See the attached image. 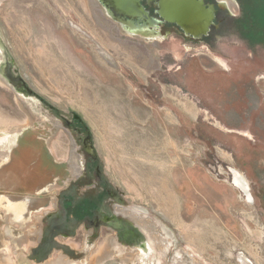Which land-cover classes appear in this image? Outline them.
I'll use <instances>...</instances> for the list:
<instances>
[{
	"label": "rangeland",
	"instance_id": "obj_1",
	"mask_svg": "<svg viewBox=\"0 0 264 264\" xmlns=\"http://www.w3.org/2000/svg\"><path fill=\"white\" fill-rule=\"evenodd\" d=\"M249 4L261 35L244 36L241 22L219 43L196 45L174 32H120L97 0H0L13 67L57 108L82 114L102 172L150 233L125 255L111 241L94 252L79 230L28 257L41 232L35 212L53 210L75 146L47 104L13 91L0 49V156L12 153L0 168V264H42L66 249L74 264H264V0Z\"/></svg>",
	"mask_w": 264,
	"mask_h": 264
},
{
	"label": "flooded vegetation",
	"instance_id": "obj_2",
	"mask_svg": "<svg viewBox=\"0 0 264 264\" xmlns=\"http://www.w3.org/2000/svg\"><path fill=\"white\" fill-rule=\"evenodd\" d=\"M87 1L89 3L87 7L92 6L93 0ZM97 1L102 8L103 15L117 24L118 31L144 39H151L153 36L160 37L162 32H174L178 36L183 35L188 42L193 44L212 45L223 40L229 29L237 28L239 31L238 26L241 22L245 30L244 36L247 37L246 32L253 36L258 35L256 32L259 33L258 29L251 31L255 22L249 9L250 0H128L132 3V8L122 10L113 8L110 0H106L108 5L101 0ZM174 5L184 13V26L172 20L171 9ZM249 20H251V25L248 26ZM76 28L78 29L79 26ZM8 63L11 66L7 69L9 73H13L12 77L21 76L18 84L13 85V91L18 94L27 92L33 98L36 97L47 104L54 118L57 121L59 119L63 121L75 146L71 153L75 165L74 171L61 189L53 192L54 195L51 198V203L54 205L53 210L44 214L43 207H41L35 212L37 220L41 221V232H39L38 244L28 257L39 259L50 255L54 249L63 244V239H69V237L77 239L79 230L83 232L87 245L90 243L89 246L94 252L100 243L105 246L108 241H111L110 249L117 248L120 252L124 250L122 252L124 255L129 247L143 249L146 245L142 241L150 233L146 227H143L144 225L140 226L135 222L133 214L128 212L130 207H127V202L124 200V192L109 180L106 173L102 172L99 151L93 142L90 127L87 126L82 114L74 111L65 113L57 108L29 84L20 70L13 67L10 57L7 58L6 67ZM8 131V133L13 132L11 129ZM90 142H92L94 151L91 150ZM11 155L12 153L8 152L4 155L6 157L0 156V168L10 160ZM38 191L34 195L36 199L44 196L43 192ZM4 198L6 202L13 201L10 200L9 194H5ZM17 201L21 204V198L14 200V202ZM19 207V211L20 209L22 211L21 219H24L23 216L28 211L25 204ZM10 210L11 213L15 211L12 205ZM113 215L121 221V227L116 228L111 225L114 221L111 220ZM108 231H112V234L109 235ZM24 235L22 231L21 237ZM61 254L69 259L72 257V252L67 249L62 250Z\"/></svg>",
	"mask_w": 264,
	"mask_h": 264
},
{
	"label": "water",
	"instance_id": "obj_3",
	"mask_svg": "<svg viewBox=\"0 0 264 264\" xmlns=\"http://www.w3.org/2000/svg\"><path fill=\"white\" fill-rule=\"evenodd\" d=\"M103 3H105L106 5H108V1L106 2V0H101ZM110 4L113 8L116 9H131L132 8V3H129L128 0H110ZM110 8V6H109ZM173 9H171V15H172V20L174 21H178L181 25H185L184 21H183V15L184 13L181 12V9L178 6H173ZM111 9V8H110ZM117 20H119V18H116ZM0 49L2 50L4 56H6V58H9V50H8V46L6 44L5 41H3V38L1 36V32H0ZM10 63L7 64V67L5 65V68L2 69V74L4 75V77H6V79L8 81H10V83L12 85H17L19 80L21 79V76H18L16 78H13V73H9V70L7 69L8 67H10ZM88 140H90V138H88ZM90 147L91 150L94 151V147L92 145V142H90ZM113 221V223H111L112 226H115L116 228H119L122 226L121 221L118 219L117 216L113 215V218L111 219Z\"/></svg>",
	"mask_w": 264,
	"mask_h": 264
},
{
	"label": "bare ground",
	"instance_id": "obj_4",
	"mask_svg": "<svg viewBox=\"0 0 264 264\" xmlns=\"http://www.w3.org/2000/svg\"><path fill=\"white\" fill-rule=\"evenodd\" d=\"M75 25V24H74ZM115 37V36H114ZM128 37V36H127ZM128 39V38H127ZM125 41V40H124ZM128 42V41H127ZM123 43V42H122ZM126 43V42H125ZM124 43V44H125ZM129 45H131L130 43H128ZM132 44H134V43H132ZM136 44H138V43H136ZM135 44V45H136ZM133 46V45H132ZM131 47V46H130ZM134 48H137V46L136 47H134ZM128 49V48H127ZM102 50H104V49H102ZM141 50V49H140ZM143 50V49H142ZM141 50V51H142ZM148 50V48H146V51ZM102 52V51H101ZM142 52H144V51H142ZM108 53V52H107ZM106 53V54H107ZM149 53V52H148ZM152 53V52H151ZM147 54V53H146ZM145 55V54H144ZM144 55H143V57H144ZM140 56H142V55H140ZM149 56V55H148ZM147 56V57H148ZM148 59H150L149 57H148ZM157 60V59H156ZM149 61V60H148ZM137 62V61H136ZM139 63V62H138ZM141 63V62H140ZM137 64V63H136ZM156 65V64H155ZM152 67H150V69H151ZM154 68H156V67H154ZM153 71V70H152ZM168 93H171V94H175L176 95V93L169 87V88H167V90H166ZM178 95V94H177ZM182 99V101L183 102H185V104H186V107L187 108H192V107H190V103H189V101H188V99L186 98V97H184V98H181ZM125 108V107H124ZM194 108V107H193ZM194 110V109H193ZM234 182L238 185V186H240L241 187V189H243V191L245 192V193H248V189H249V183L247 182V180L244 178V176L243 175H241L240 173H239V171H237V170H235L234 171ZM242 259H244V258H242ZM42 264H74V262L71 260V259H65L64 258V256H59L58 258H56L55 260H49V261H47V262H44V263H42Z\"/></svg>",
	"mask_w": 264,
	"mask_h": 264
}]
</instances>
